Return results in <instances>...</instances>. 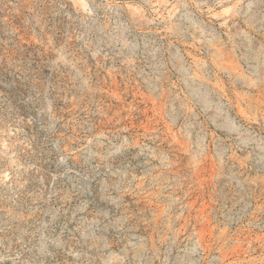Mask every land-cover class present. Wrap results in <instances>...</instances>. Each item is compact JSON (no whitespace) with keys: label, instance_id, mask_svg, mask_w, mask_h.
I'll list each match as a JSON object with an SVG mask.
<instances>
[{"label":"clouds","instance_id":"1","mask_svg":"<svg viewBox=\"0 0 264 264\" xmlns=\"http://www.w3.org/2000/svg\"><path fill=\"white\" fill-rule=\"evenodd\" d=\"M0 84V264H264V0H0Z\"/></svg>","mask_w":264,"mask_h":264},{"label":"rangeland","instance_id":"2","mask_svg":"<svg viewBox=\"0 0 264 264\" xmlns=\"http://www.w3.org/2000/svg\"><path fill=\"white\" fill-rule=\"evenodd\" d=\"M39 71V70H38ZM7 82V81H6ZM4 85L0 84V88H3ZM8 90L12 91L14 94L18 91V89L14 88L13 85L11 83L8 84Z\"/></svg>","mask_w":264,"mask_h":264}]
</instances>
